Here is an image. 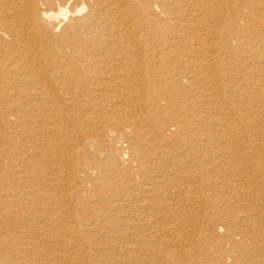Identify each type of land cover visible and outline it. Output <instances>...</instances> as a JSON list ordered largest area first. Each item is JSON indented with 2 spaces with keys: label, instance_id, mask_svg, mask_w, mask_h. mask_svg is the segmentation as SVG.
<instances>
[{
  "label": "bare ground",
  "instance_id": "6f19581e",
  "mask_svg": "<svg viewBox=\"0 0 264 264\" xmlns=\"http://www.w3.org/2000/svg\"><path fill=\"white\" fill-rule=\"evenodd\" d=\"M0 264H264V0H0Z\"/></svg>",
  "mask_w": 264,
  "mask_h": 264
}]
</instances>
